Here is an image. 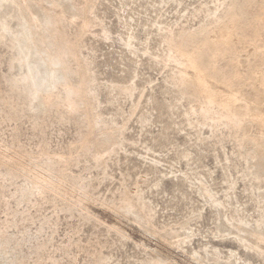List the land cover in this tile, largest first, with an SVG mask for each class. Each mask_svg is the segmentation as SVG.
<instances>
[{
    "label": "rangeland",
    "instance_id": "1",
    "mask_svg": "<svg viewBox=\"0 0 264 264\" xmlns=\"http://www.w3.org/2000/svg\"><path fill=\"white\" fill-rule=\"evenodd\" d=\"M86 1L25 0L76 44L71 73H87L79 96L63 91L79 77L63 72L66 81L56 61L49 66L35 54L16 6L1 4L0 160L25 169L0 164V264H264L235 240L237 229L260 225L264 238V152L252 159L256 148L244 141L245 132L264 135L251 122L256 110L264 116V25L259 41L249 31L243 42L233 24L241 18L226 10L231 0H89L85 14ZM263 7L253 5L248 17ZM51 21L39 22L47 37ZM199 30L228 38L237 66L226 54L219 68L256 74L254 93L252 81L231 89L209 81L222 102L235 94V114L249 104L244 129L221 124L217 114L207 121L208 109L178 82L182 67L167 40ZM49 92L59 99L44 108ZM36 179H52L53 187L37 190Z\"/></svg>",
    "mask_w": 264,
    "mask_h": 264
},
{
    "label": "bare ground",
    "instance_id": "2",
    "mask_svg": "<svg viewBox=\"0 0 264 264\" xmlns=\"http://www.w3.org/2000/svg\"><path fill=\"white\" fill-rule=\"evenodd\" d=\"M58 1H60V0H58ZM17 2H19V0H0V8H1L2 3H9V4H13L16 6V8L18 9V11L20 12V14L23 18L22 21L24 24V28H26L27 30L32 32V39H30V43L33 45L32 47L34 49L35 54H37V55L42 54L43 56L48 57V60H49L48 65H49V63H51V65H52V62L54 63V61H56V63L59 64L57 66L60 67V70L62 72V78L64 77L65 80H66V77L63 76L64 75L63 72H67L68 74H70V77H72L73 75L78 76L79 77L78 85L77 86L75 85L76 86L75 87L71 83L73 85V87L71 86L72 87L71 88L70 87L71 84L69 85L68 83H65L63 85V91L65 92V95L75 94V95L79 96L81 89L85 85V82H86L85 74L87 75V73H86V71L84 72L83 69H81L79 75L77 73V70H76V73H74L73 71L71 73L70 66H69V59L76 56V44L75 43H70V44L67 43V41L63 38L64 36H63L62 32H60L59 30L54 28L55 20L52 18L53 16L51 14L47 13L46 11L44 12L43 8H42L43 10L41 8H39L40 5H39V7H38V5H36V6L34 5V7H38L39 9H41L40 11L42 13H40V11H37V10L33 11L32 7H30L31 5L29 6L28 4H26L25 0H22V2H19V3H17ZM50 3L53 7L55 6L54 8H56V6L57 7L60 6V4H58L56 1H50ZM88 4H89V0L86 1V6H85L86 9H83V10H85V14L87 12ZM255 4L256 5L257 4H263V6H264V0H240V1L231 0L227 6L228 9H226L229 13H231L232 20L235 19V17L241 18V21H239L238 23H233V24L234 25L236 24L234 27L238 30L239 34L241 35L240 36L241 40H243V42L248 41V38L245 37V33H247V32L249 33V31H252L253 35L252 34H250V35L253 36L254 40H250V41H253L255 43V41L257 42V40H258L257 38L260 37L261 32L263 31L262 29H263V25H264V13L257 14L258 13L257 12L254 15H252L251 17H248L251 14H248L247 11H249L251 9V7ZM33 12H35V13H33ZM83 13H84V11H83ZM225 13H226V11H225ZM259 13H261V12H259ZM59 15H61V17L58 18L60 23H64V21H66L67 15H70V12H69V10H65L62 12V14L60 13ZM224 15L225 14H223V16ZM72 17H74V16H72ZM43 18H45V19L49 18L52 20L51 22L53 23V24H51L52 29H50L51 34L49 33L50 35H48V37H47V35H43L42 30L39 28V26H40L39 22ZM81 19H82L83 29H85L88 26V20H87L86 16L84 18L82 17ZM220 19L221 18H219V21H220ZM42 23H43V21H42ZM4 24H3V27L2 26L1 27L4 28L5 30H7V28H5L7 25L5 26ZM215 24H213V25H215ZM42 26H41V28H42ZM44 28H42V29H44ZM49 28L50 27H48V29ZM46 32L48 33V30ZM44 36H46V37H44ZM200 36L203 37V41L201 40L202 43L196 47L195 43L197 42L198 38H200ZM171 37L168 38L167 42L169 43L168 45L170 46L171 52L173 53L172 58L177 63L175 65L179 64L182 67L180 72L178 73L179 74L178 75V82H179L180 86L183 87L184 90H188V91L192 92V96L194 98V101H196V103L198 104V106L200 108L208 109V111L207 110L204 111L205 112L204 118H206L207 121H213L214 120L213 114H217L216 120L218 122L219 121L222 122L221 124L228 126V127H235L237 129H244L242 126L243 120H241V115L248 113L249 108L247 105H249V104L243 105L241 108H239L237 106L239 108L240 114H235L234 111L236 108L235 105H237L236 104L237 101L235 100V98H233L231 96V94L233 95L234 93H231L229 95L228 101L222 102L219 98L220 94L218 93L217 89H215L209 83V81L211 80V81L216 82L217 84L219 83L220 85L224 84L225 87H229V89H231L232 87L234 88V86L242 85L247 81H249V82L252 81V83L250 82V84H252V86L251 85L250 86L253 89V93L257 90L258 85H257V78L255 76L256 74H252V73L250 74L249 73L246 76L238 77L234 71L232 73V72H229L227 69H221L218 67V59L224 57V55H226V54L227 55L231 54L232 58H231L229 64H231L232 68L233 67L236 68V66H237L236 61H238V60L235 61L234 58H236V57L233 58V49L231 48V45L229 43L228 38H227V40L220 38V37H219L220 39L219 38L218 39H211L209 37V34L204 30H199L197 32L189 33L187 35H181L178 37V40H176L174 38L172 39ZM49 40H51V43H50L51 46H48L46 44L47 41H49ZM227 55H226V57H227ZM261 57H262V55L259 58H261ZM40 58L41 57H39V59ZM167 58H168V56H167ZM168 60L170 61L169 58H168ZM56 63H54V64L56 65ZM258 64H260L259 60L257 62V65ZM51 65H49V66H51ZM179 65L177 66L178 69L180 67ZM32 67L36 69V66L32 65ZM255 67H256V65H255ZM229 68L231 69V67H229ZM77 69H78V67H77ZM57 72H60L59 69H58V71H56V73ZM54 74H55V71H54ZM64 79H63V81H64ZM69 79H71V78H69ZM69 79H67L66 81H68ZM247 83H245V84H247ZM55 86H57V85L55 84ZM51 91H53V90H51ZM50 92L48 94H46L45 96L43 95V98H42V104L43 105H41V104L40 105L43 106L44 108L51 106L53 104L54 100H56V98H57L53 93H50ZM37 96H39V95L36 91L33 94V100ZM41 96H42V94H41ZM255 96H256V98H258L257 95H255ZM263 98H264V92H263ZM57 99H59V97ZM37 100H38V98H37ZM39 100H40V98H39ZM254 102L256 103L257 100L255 99ZM241 104H243V103H241ZM241 104H239V106ZM254 105H252V106H254ZM215 107L217 108V111H216V113H212L213 111L211 112L210 109L213 110ZM68 109H69V111L76 110L75 106L73 104L68 105ZM257 111L258 110H256V113L253 114V116H252V119H251L252 125L263 127L264 126V116L259 114L260 112L258 113ZM192 112H193V110H192ZM245 118H246V116H245ZM249 121H250V119H249ZM245 127H247V126H245ZM95 129H96L95 124L89 125V133H93L95 131ZM244 131H246V130H244ZM248 135H250V134H246V132H245L244 141L249 140L248 141L249 143H250V141L253 142V145L256 148V150H254V151H256V153H254V152H253L254 154L251 153V156H252V159L257 158V161H258L257 155H259L260 153L262 154L264 152V135L261 134L260 135L261 138L259 137L260 139L259 138H252V137H249ZM252 136H254V135H252ZM246 143H245V145H246ZM20 158H22V157H19V159ZM16 161L12 164H10V163L6 164V163H3V161H1L0 164L8 165L11 167V170H14V171H18L19 168H22V170H24L25 167L22 166L19 163V161H17V162ZM32 161H33V159H32ZM27 165H29V164L27 163ZM38 178H40V177H38ZM36 180L37 181H34L35 183H33V185L36 187L37 190L45 191V190L53 187L52 179L50 181L46 180V179L45 180L41 179V181H39V179H36ZM260 226H258L257 229H259ZM223 227H225V226H223ZM238 228H240V226ZM257 229L255 228V230H253V231H246L243 229H237L236 234H235V237L237 239H235V240H238L239 243L243 247L247 248L248 250L250 249V252L253 251L256 254H258L259 256H262L264 258V252L262 251V248L260 246V245H262V242H264V238L258 232ZM230 236H231V234H230ZM235 242H237V241H235ZM239 243H238V246H239ZM212 250H213V252H217L216 251L217 249H212ZM205 252H206V255L209 254L207 248H206ZM235 252L229 251V253H227V254L229 255V258H231V260L233 258L236 262L240 261V258L238 257V255L235 254ZM214 255H216V254H214ZM218 257L216 255V258H218ZM236 258H237V260H236ZM245 264H248V263H245Z\"/></svg>",
    "mask_w": 264,
    "mask_h": 264
}]
</instances>
